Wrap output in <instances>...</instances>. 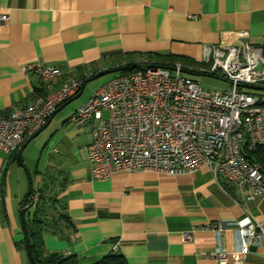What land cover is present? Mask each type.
Returning a JSON list of instances; mask_svg holds the SVG:
<instances>
[{"label": "crops", "instance_id": "obj_1", "mask_svg": "<svg viewBox=\"0 0 264 264\" xmlns=\"http://www.w3.org/2000/svg\"><path fill=\"white\" fill-rule=\"evenodd\" d=\"M0 14L7 16L0 21L3 116L47 90L38 75L22 69L28 62L58 67L63 74L50 83L59 86L107 69L116 59L124 63L126 55L144 61L151 52L175 56L166 66L180 64L181 73L193 79L197 71L192 68L205 64L203 47L233 43L238 32H246L248 43L264 53V0H0ZM61 107L18 153L0 150V264H27L16 244L22 236L15 215L21 186L11 184L9 163L18 155L17 166L28 168L24 150ZM68 119L30 177L34 188L46 170H57L64 180V212L74 229L61 237L44 234L47 250L74 255L77 264H93L109 254L127 264H218L205 255L214 249L207 222L234 224L248 214L264 231V193L247 212L237 188L217 183L206 167L173 176L134 171L94 179L85 156L89 130ZM183 233L191 239L183 240ZM225 264H231V256ZM243 264H264V244L251 248Z\"/></svg>", "mask_w": 264, "mask_h": 264}, {"label": "built area", "instance_id": "obj_2", "mask_svg": "<svg viewBox=\"0 0 264 264\" xmlns=\"http://www.w3.org/2000/svg\"><path fill=\"white\" fill-rule=\"evenodd\" d=\"M6 18L0 14V21ZM234 35L233 43L205 45L207 68H195L226 80L228 89L203 90L181 73L180 64L147 66L112 76L74 110L68 122L89 130L85 156L94 179L134 171L173 176L206 167L217 183L237 188L247 212L255 208L264 193V169L246 154L264 148V103L239 85L264 83V53L248 43L246 32ZM22 69L38 75L47 90L31 104L0 115V150L7 154L17 152L25 139L40 131L82 83L79 79L52 85L51 80L63 73L41 61L28 62ZM37 197L31 195L30 206ZM205 227L214 235V249L205 255L218 264H225L229 256L231 264H243L252 247L264 244L263 229L248 214L234 224L207 222ZM224 231L229 232L226 238ZM182 237L190 240L191 234Z\"/></svg>", "mask_w": 264, "mask_h": 264}, {"label": "trees", "instance_id": "obj_3", "mask_svg": "<svg viewBox=\"0 0 264 264\" xmlns=\"http://www.w3.org/2000/svg\"><path fill=\"white\" fill-rule=\"evenodd\" d=\"M125 57L126 60H124V63H121V58L116 59L114 60L113 65L108 68L115 67V65L122 66L135 62L130 55H126ZM175 59V56H172L170 54L151 52L146 54V59L144 61H138L137 63H139L142 67L155 65L166 66L172 63L170 61H173ZM183 69L185 68L182 67V70ZM134 70L135 69L125 68L124 70L115 72V75L126 74ZM98 72L100 71H95V73L93 72L90 76L83 77L82 81H87L88 78L94 76ZM70 98L66 99L60 105H58L56 110L67 103ZM18 152L19 151H17V153ZM246 156L248 159L258 162L264 169V150L262 147H258L253 153H247ZM14 159H16L17 162H20L18 155L17 157H12V160ZM59 174L60 173L57 170H46V172H44L43 174L40 187L34 188L33 186H31L30 193L26 200V204H29L31 195L37 193L38 197L36 203L34 204V206H30L25 213V225L29 237L30 251L36 264H77V259L74 255H63L58 251L47 250L43 246L42 237L44 234H54L61 237L63 235H67L74 229L73 223L64 212L65 204L63 203V198L61 196L64 180L62 178H59ZM21 234L22 236L16 242V244L21 248V250L23 249L22 253L24 254V256H26V253H24L25 249L22 229ZM26 260L27 264H32L27 256ZM93 264L127 263L122 256L109 254L103 256L100 260Z\"/></svg>", "mask_w": 264, "mask_h": 264}, {"label": "rangeland", "instance_id": "obj_4", "mask_svg": "<svg viewBox=\"0 0 264 264\" xmlns=\"http://www.w3.org/2000/svg\"><path fill=\"white\" fill-rule=\"evenodd\" d=\"M199 66L207 68L206 63L205 64L203 63L202 65ZM196 67L192 69H195ZM257 68L259 69L260 66H257ZM114 75L115 73L114 74L108 73L86 81L81 94L75 99H72L67 103H65L56 112L55 114L56 119L51 123L49 128L43 134L41 135L39 134L38 136L34 137L32 141L29 143V145L26 147V149L24 150V152L27 155H29V160H27L28 168L17 166V162L13 163L11 161L9 163V168L11 169V175H10L11 184L13 186L17 184L21 186L20 190L22 192V196H21L22 198L24 197L28 189L29 178L33 177L32 174H34L36 162L39 161L38 167L41 168L42 161L44 157L47 156L49 152L48 149L53 144L54 137L60 131L61 124L64 121V119L70 117L78 106H80L99 86H101L104 82L109 80ZM192 77L194 81H196L203 90L214 91V90H225L229 88V83L226 80L218 76L211 75L209 73H200L197 71L196 74H192ZM257 86L264 88V83L257 84ZM242 88L251 93H255L259 97L260 102L264 103V89L253 90L245 87ZM30 180L32 179L30 178ZM15 207H16L15 215L17 216L18 219V214H19L18 204Z\"/></svg>", "mask_w": 264, "mask_h": 264}, {"label": "water", "instance_id": "obj_5", "mask_svg": "<svg viewBox=\"0 0 264 264\" xmlns=\"http://www.w3.org/2000/svg\"><path fill=\"white\" fill-rule=\"evenodd\" d=\"M125 68L135 69V70H142V69H144V67H142L139 63L134 62V63L127 64V65L115 66V67H111V68H108V69H104V70L98 72L97 74H95L94 76L88 78V80L94 79V78H96V77H98L100 75H104V74H108V73H115V72L124 70ZM85 83H86V81H82L79 91L76 94H74L70 98V100L75 99L76 97H78L81 94L82 89H83ZM239 86L240 87H245V88H248V89H253V90H261V89H264V88L259 87L257 85H244V84H241ZM34 135H36V133ZM31 186H32L31 185V180L29 178L28 189H27V191H26V193H25V195H24V197L22 199V202H21V205H20V208H19V222H20L21 229H22V233H23V237H24V249H25L26 256H27V258L29 259V261L32 264H36L34 262V260H33V257H32L31 251H30L29 237H28L27 229H26V225H25V213H26V210L30 207V204H26V200H27L28 195L30 193Z\"/></svg>", "mask_w": 264, "mask_h": 264}]
</instances>
